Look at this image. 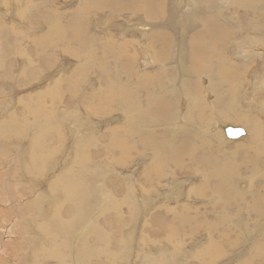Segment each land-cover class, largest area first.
I'll return each instance as SVG.
<instances>
[{"label":"rangeland","instance_id":"374dc122","mask_svg":"<svg viewBox=\"0 0 264 264\" xmlns=\"http://www.w3.org/2000/svg\"><path fill=\"white\" fill-rule=\"evenodd\" d=\"M0 191V264H257L264 0H0Z\"/></svg>","mask_w":264,"mask_h":264},{"label":"bare ground","instance_id":"6f19581e","mask_svg":"<svg viewBox=\"0 0 264 264\" xmlns=\"http://www.w3.org/2000/svg\"><path fill=\"white\" fill-rule=\"evenodd\" d=\"M186 53H188L187 52V50L186 49H184V50H181V52H180V54H177L178 55V57H179V64H182V61H183V59H184V57L186 56ZM169 55V54H168ZM176 56V55H175ZM175 60V59H174ZM198 61H201V58H198ZM197 61V62H198ZM177 63V62H176ZM178 64V65H179ZM199 65H201V63L199 64ZM198 65V66H199ZM174 66H175V68H176V65L174 64ZM182 67V72H181V74H177L176 76H177V78L179 79V82H178V84L182 87H184L185 85H186V83H187V79H188V76H189V74H186L185 73V69L183 68V65H181ZM180 68V67H179ZM176 70H177V68H176ZM178 70H180V69H178ZM197 70H198V72H200L202 69H198V67H197ZM205 76H208V75H205ZM180 77V78H179ZM211 78V76H209V79ZM177 79V80H178ZM201 79H202V76H201ZM187 88V87H186ZM189 90V89H188ZM188 90H185V93L184 92H182V94L184 95V98H186V94H188L189 92H188ZM190 91V90H189ZM128 103V102H127ZM158 105L160 106V110L161 111H163V110H165V109H167V108H170L171 106L166 102V101H163V100H161V102H159L158 103ZM226 125V124H225ZM224 125V126H225ZM231 126H233V125H231ZM243 129V128H242ZM218 130H220L222 133H223V130H222V126L221 127H216L215 129H211V132L213 131V132H217V133H219L220 131H218ZM206 131V130H205ZM205 131H203V132H205ZM245 131V134L244 135H242V136H240V137H238V138H234V139H227L226 137H225V141H227V140H234L235 141V139H236V141L238 140L239 141V138H245L246 136H248V132L249 131H247V130H244ZM220 132V134H222ZM207 133V132H206ZM205 133V134H206ZM251 134V133H250ZM249 134V135H250ZM253 138L254 139H256L257 141L259 140L258 138V135H257V133H254L253 134V136H252V140H253ZM255 141V140H254ZM208 142V141H207ZM255 145L253 146L254 148H255V146L257 145V143H254ZM245 149H246V147H244ZM131 189V188H130ZM131 190H133V189H131ZM1 192V191H0ZM192 192H194L193 191V189H189L188 190V194L189 195H191V193ZM6 196V195H5ZM7 197V196H6ZM20 205V204H19ZM51 209V208H50ZM11 220V219H10ZM14 220V219H13ZM41 230V229H40ZM22 233V232H21ZM212 241H213V239L211 240V243H212ZM211 243L209 244V246L207 247V249L205 250V252H208V253H210V255L212 254L213 256H217V254H218V250H219V248H215L216 250H214V251H212V247H211ZM214 243H216V242H214ZM83 244V243H82ZM87 244V243H86ZM84 245V244H83ZM88 245V244H87ZM215 245V244H214ZM218 245V244H217ZM45 246V245H44ZM83 247V246H82ZM87 247H89V246H87ZM92 247V246H91ZM90 247V248H91ZM215 247H217L216 245H215ZM42 249V248H41ZM84 249H86V248H84ZM98 249V248H97ZM100 250H102V249H100ZM3 253V252H2ZM39 253V252H38ZM43 254H45V253H43ZM84 254V253H83ZM79 256V255H78ZM85 256V255H84ZM2 259V258H1ZM85 261H87V260H85ZM84 262V261H83ZM238 264H241V263H238ZM257 264H264V257L260 260V261H258L257 262Z\"/></svg>","mask_w":264,"mask_h":264},{"label":"water","instance_id":"95a60500","mask_svg":"<svg viewBox=\"0 0 264 264\" xmlns=\"http://www.w3.org/2000/svg\"><path fill=\"white\" fill-rule=\"evenodd\" d=\"M222 130L224 132V136L227 139L238 138L245 134L244 129L238 126L225 125V126H222Z\"/></svg>","mask_w":264,"mask_h":264}]
</instances>
